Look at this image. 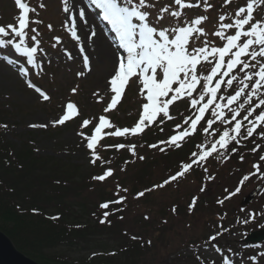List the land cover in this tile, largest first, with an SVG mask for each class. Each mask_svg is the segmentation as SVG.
I'll list each match as a JSON object with an SVG mask.
<instances>
[{
    "label": "snow or ice",
    "instance_id": "1",
    "mask_svg": "<svg viewBox=\"0 0 264 264\" xmlns=\"http://www.w3.org/2000/svg\"><path fill=\"white\" fill-rule=\"evenodd\" d=\"M61 2L63 12L67 14L63 27L70 34L71 39L77 42L79 51L83 55L84 68L91 71L89 56L85 54L84 43L78 31L81 25L88 26L90 34L87 39L91 40L97 35L95 25H89L84 6L76 8L69 0H61ZM231 2L232 0H224V3L228 5ZM173 3L176 6L174 10H170V6H164L153 18L151 10L155 5L151 0H88V5L99 9L102 19L111 26V30L118 38L119 48L123 49L124 53L117 57L116 68L108 81L113 95L107 107L104 108V113L115 109L126 86L133 78L137 80L140 95L146 101L142 104L138 121L130 128L117 127L106 115H100L90 134L83 130L78 133L86 141V147L91 153L90 162L92 164H96L97 161L110 163V161H104L97 152L98 146H103L100 142L105 136L127 137L143 134L146 128L158 120L163 123L164 119H173L170 115V106L184 98H188L190 107L194 110L192 115L184 120V125L187 127L176 125L174 130L176 134L167 140L149 145L150 148H157L161 144L180 148L186 138L197 132L198 125L205 120L206 113L209 111L212 118L206 120V126L203 128L206 136H216L213 125L217 122L226 126L231 125V127H225L218 138L197 144L199 151L191 153L190 162H181L175 174L151 189L138 192L137 198L145 196L146 192L163 188L185 177L194 165L203 167L210 157L217 160L229 159V153L238 151L237 147L230 149L231 144L235 143L239 146L242 141L252 138L258 129L264 128V18L256 19L254 16L256 7L264 5V0H246V5L238 7L232 16L222 14L218 17V27L211 35L219 38L223 42L222 46H217L207 39L209 33L202 26L209 19L207 15H199L190 21H185L182 25L177 23L175 26L168 27L163 23L165 13L179 20L184 15L183 10L200 7L201 3L207 11L212 8L209 0H196L195 3L191 0H173ZM15 4L19 9V14L15 17L16 23L0 26V49L9 47L14 49V54L24 58L28 66L42 71V63L37 60L38 52L44 53V49L40 47V32L30 27L31 24H39L42 21L30 19V13H35L36 9L30 7L28 3L15 0ZM40 7L43 8L45 5L40 4ZM47 27L52 30L51 24ZM30 32L31 35H29ZM202 37L204 38L202 46H195L194 39L200 40ZM53 39L55 40L53 48L61 44V37L56 36ZM66 55L68 59L73 58L67 51ZM4 59L9 64L17 62L7 55ZM205 63L211 66L206 74L200 70ZM20 72L24 77H28L29 68L21 66ZM77 75L83 76L84 72H79ZM26 82L28 87L34 88L43 100L50 99V96L30 79ZM234 84L235 88H233ZM222 87L225 92L228 89H233V91L230 94L221 95ZM198 89V94L194 95ZM72 92L75 93L76 88H73ZM94 95L102 99L98 92ZM234 104L236 107H232ZM242 110L246 114L242 115ZM257 110H259L258 114H256ZM78 116L80 112L77 105L68 102L64 114L52 123L53 126L63 125ZM92 124L91 119H83L81 129L88 128ZM46 126L30 125V127ZM0 127H7V125H0ZM106 129L109 131H105ZM258 134L264 138V130L259 131ZM103 147L117 150L127 149L132 155H136L135 144L119 143ZM259 148L260 145L257 144L251 151L255 153ZM159 150L163 152L165 148ZM139 159L143 160L144 157L140 156ZM240 159L245 158L241 155ZM259 160L264 161V155H260ZM253 168L255 171L243 176L241 184L257 173L264 177L259 163L253 164ZM203 170L205 173L208 172L207 167H203ZM113 171L112 168H107L93 179L103 182L113 175ZM207 179L211 180L214 177L209 175ZM120 190V186L117 185L119 198L104 202L100 207L109 209L110 204H122L126 197L119 195ZM204 190L203 187L200 189L201 192ZM123 191L127 192V189ZM239 191L240 187H237L235 192ZM197 199V197L192 198L189 204L190 211L195 207ZM223 202V200L218 201L220 204ZM119 210L116 209V211ZM172 211H176L175 206ZM109 215L110 212L105 211V219H101L100 222L105 223ZM51 219L57 220L59 217L53 216ZM145 219L149 217L146 216ZM219 235L221 233L218 232L210 236L208 242L215 241ZM215 251L221 252L222 250L217 247ZM251 259L255 260V257ZM212 264L215 262L213 261ZM222 264H233V261L229 256L222 254Z\"/></svg>",
    "mask_w": 264,
    "mask_h": 264
},
{
    "label": "rangeland",
    "instance_id": "2",
    "mask_svg": "<svg viewBox=\"0 0 264 264\" xmlns=\"http://www.w3.org/2000/svg\"><path fill=\"white\" fill-rule=\"evenodd\" d=\"M26 1L32 8L36 9L35 13H31V20L42 21V23L39 24L33 23L30 27H34L40 32V47L44 49L46 55L39 52L37 54V60L42 63L43 68V70L40 71L38 69H32L31 66L26 64L24 58L16 56L14 54V49L9 47L0 50L3 59L4 56L7 55L12 60L17 61L12 63L14 65L12 67L5 63V59L3 61L0 60V113L2 114V118H4L2 122L7 125L4 131L1 130L0 133L4 135L6 141L15 146H20L25 141H28V143L31 141V146L33 147L30 148H33L40 157L54 158L59 161L57 163L59 166L68 165L73 169L77 167L79 173L76 175L77 178L75 182L78 183L81 180V176L83 178L87 177L86 175L89 174V167L93 166L90 162L91 153L86 147V141L83 140L78 133L83 130L90 134L93 125L98 122L100 115H106L113 124L120 128H130L134 126L142 111L144 98L140 95L137 80L133 78L115 109L108 113H104L103 110L107 107L113 95L106 89V84L110 79L108 77L109 72L102 76L101 84H99L96 82V72L100 68L92 70L91 66V71L84 72L80 65L79 55H76V60L68 59L66 51L72 53V47L70 48L67 44L69 40L68 32H66L63 27L65 15L61 10V0ZM151 2L155 5L151 10L153 18L159 14V9L164 6H170V10L176 8L173 0H151ZM10 3V0H0V26L16 23L15 17L17 16V11ZM209 3L212 5V8L207 11H205L203 3H201L197 11H184V15H182L179 20L165 13V20L163 23L168 27L175 26L177 23L182 25L185 21H190L199 15H207L209 19L202 25L209 33L207 39L213 41L217 46H222L223 42L211 34L218 27V17L222 14L232 16L239 5V0H232L230 5L225 4L224 0H209ZM40 4H44L45 7L41 8ZM257 11L261 13V16L257 17L256 14V19L264 18V10L257 8ZM49 24L52 25V30L48 29L47 26ZM31 34L30 32L29 35ZM56 36L61 37V44L53 48L52 45L55 43L53 38ZM203 39V37L200 40L194 39L193 44L195 46H202ZM21 66L29 68L28 77H24L21 74ZM207 66L208 64H204L203 67L200 68L205 74L210 71V67ZM112 68L113 67H110L111 70H113ZM37 72H39L38 75ZM79 72H84V75L78 76L77 73ZM28 79L45 91L50 96V99L47 101L43 100L34 88L28 87L26 82ZM73 88H76L75 93L72 92ZM97 92L102 99L94 95V93ZM198 92L199 89L194 95H197ZM221 95L223 94L221 93ZM68 102L77 105L80 116L74 117L63 125L57 124L53 126L52 122L58 120L64 114L65 106ZM170 111V115L175 116L177 120L183 122L184 127H187V125H184V120L186 117L192 115L194 110L190 107L188 98H184L170 106ZM206 117L207 119L212 118L210 111L206 113ZM83 119H91L93 124L89 125L88 128L81 129ZM161 119L163 118L161 117ZM164 122L159 125L158 120V122L146 128L143 134L153 129L150 131L152 132L151 138H156V140L159 138L160 141L167 140L170 136L176 134L174 131L176 126ZM155 124L164 128V130L155 131V127L158 129V126ZM201 124L203 128L206 126L205 121H202L200 125ZM30 125L47 126L30 127ZM225 127H231V125H222L220 122L214 124L213 129L216 130L215 137L206 136L202 128L201 135L205 138L202 143L206 140L218 138ZM111 130L114 131V129ZM262 130H264V128L258 129L257 134L254 133V135H256L253 137L252 141L247 142L244 150L241 147V150H238L233 156H231L232 153H230L229 159H216L207 165L208 172L206 176L208 177L210 175L214 177V179L203 180L204 183L201 187L199 184L193 185L194 187L192 189H194V191L187 195V198L193 193L196 194V192L203 195L200 196L192 218L188 216L185 217V215L181 214V217L175 220L171 219L166 223L168 228L173 227V230L178 231V233H183L185 235L184 232H186L190 236L193 235L194 238H196V242L203 240V243L200 244L199 247H194L186 252L185 254H187V256L200 257L206 260L207 264L213 261L215 264H222V254L229 256L233 264H253L254 262H257V264H264V255H262L264 254V244L248 250L244 249L240 241L250 231L264 228V177H262L260 173H257L256 175L250 176L249 180L245 181L243 184L240 183L243 176L255 171L253 164L259 163L261 172H264V161L259 160V156L264 155V138L258 134L259 131ZM105 131L109 130L106 129ZM121 138L122 137L105 136L100 142V145L107 146L119 143L130 145L131 143L134 144L137 142L138 147V144L141 143V141L132 142V139L129 137H123V140H120ZM104 140L105 144H103ZM128 142L131 143L129 144ZM257 144L260 145V148L254 153L251 149ZM103 146H98L97 148V151L100 148L102 154L106 151H117L115 148ZM208 146L210 147V144ZM160 147L167 150L172 148L162 144ZM115 155L112 154V156ZM241 155L244 156V160L240 159ZM171 160H173V158L166 162H164V160L160 161L159 159L158 162L168 164ZM181 160H183L182 157ZM48 167L49 166L46 168ZM151 168V166L143 168V174H149L150 178L157 177V171ZM51 176H53V179H63V177H58L55 174ZM187 182L188 180L183 184H187ZM189 184H191V182ZM258 186H260L261 190L257 198H255V201L243 207L241 205L242 199L249 194L252 189L254 190ZM202 187L205 189L203 192L199 191ZM237 187H240L239 192H235ZM109 188L111 187L106 186L104 189L107 190ZM182 191V188L181 191L176 190L177 193L181 192L183 194ZM90 193L91 192L87 195L89 200L90 195L93 197L92 202L100 200L99 197H96L98 191L95 192L94 190L93 194ZM230 193L235 194L230 196ZM170 194L171 190L164 192V194L160 193L152 198L161 197V199H163L164 196L166 199ZM223 196H225V199H222ZM219 199L224 201L223 204L218 203ZM227 200L229 202H227ZM148 209L152 210L151 208ZM148 209L146 210L149 211ZM230 210H233V216H229L228 211ZM245 221H247V223H245ZM187 224H189V228H187ZM222 230L228 233L227 237L222 238L220 241L215 240L213 243L208 242L210 236L218 232L220 233ZM179 242H181L180 239ZM106 243L107 242H103L104 246L107 245ZM97 245L100 244L93 242V244L81 245L73 250L63 249L61 252L72 261H80L84 259L87 260L90 255L107 256V254L109 255L112 251L116 250V245L112 243L108 244L109 247L107 249L96 247ZM217 247L222 251L216 252L215 248ZM162 256L167 258H165L161 264H173L178 254L163 253ZM252 257H255V260L251 259Z\"/></svg>",
    "mask_w": 264,
    "mask_h": 264
},
{
    "label": "trees",
    "instance_id": "3",
    "mask_svg": "<svg viewBox=\"0 0 264 264\" xmlns=\"http://www.w3.org/2000/svg\"><path fill=\"white\" fill-rule=\"evenodd\" d=\"M2 119L0 113V125H4ZM24 143L12 145L0 133V232L26 257L38 264H160L167 258L162 256L163 253L174 255L196 245L193 235L178 233L166 225V218L174 215L193 217L195 210L191 212L188 208L193 197L187 198L182 182H171L137 198L138 192L151 189L167 179L172 166L175 169L172 160L168 164L158 162V156H155L157 152L146 145L150 143L148 139L144 138L138 144L136 155L127 149L102 154L99 148L98 154L110 163L97 161L89 167L87 177L81 176L78 183L75 182L79 173L77 167L59 166V161L54 158L40 157L30 148L33 147L31 141ZM195 143L192 141L187 145L193 146ZM140 156L144 159H139ZM149 166L157 171V177L150 178L149 174H143V168ZM107 168L114 170L111 177L103 182L93 179ZM52 174L63 179H53ZM117 185L121 189L119 195L125 196V201L110 204L109 209L101 208L104 202L119 198ZM106 186L111 188L105 190ZM178 187L182 188L183 194L176 192L181 191ZM125 188L127 192L123 191ZM169 188L171 194L168 198H152L170 191ZM94 190L98 191L96 197L100 200L92 202V195L91 201L87 195L89 192L93 194ZM174 206L175 212L172 211ZM187 208L188 215L184 212ZM105 211L110 215L105 223H101V219H105ZM53 216L59 219H51ZM146 216L149 219H145ZM93 242L99 243L96 247L103 249L112 243L116 245V250L107 256L90 255L87 260L80 261H72L61 252ZM103 242H107V245L104 246ZM179 263L189 264L184 256H178L173 261V264ZM190 264L201 262L192 261Z\"/></svg>",
    "mask_w": 264,
    "mask_h": 264
},
{
    "label": "bare ground",
    "instance_id": "4",
    "mask_svg": "<svg viewBox=\"0 0 264 264\" xmlns=\"http://www.w3.org/2000/svg\"><path fill=\"white\" fill-rule=\"evenodd\" d=\"M69 2L76 8L83 6L81 0H69ZM63 6H61L62 9ZM91 13H87V18L89 21V25H95V30L97 35L93 37L91 40H88L87 37L90 34V29L88 26H80V30L78 31V35L81 36V40L84 43L85 47V54L89 56L90 60V66H92V70L96 68H100L97 72V81L99 84H101L102 76L106 75L109 72L108 77L110 78L113 73L114 69L117 65V56L116 53H121L119 49L113 44L108 42V40L104 37V35L107 38H110V35L102 34L100 28L98 27L96 21H95V13L91 9ZM65 18L67 17V14H65ZM70 35V34H69ZM68 46L72 47V53L73 60H76V55L78 56L80 54L79 47L76 41L74 40H68L67 41ZM76 51V52H75ZM110 67H113L111 70ZM107 77V78H108ZM108 85L106 84V89L108 90ZM104 88V85H103Z\"/></svg>",
    "mask_w": 264,
    "mask_h": 264
},
{
    "label": "water",
    "instance_id": "5",
    "mask_svg": "<svg viewBox=\"0 0 264 264\" xmlns=\"http://www.w3.org/2000/svg\"><path fill=\"white\" fill-rule=\"evenodd\" d=\"M259 188L256 189L247 198H244L243 204L250 203L257 195ZM264 241V231L251 233L244 240L245 243H260ZM0 264H37L18 252L3 233L0 232Z\"/></svg>",
    "mask_w": 264,
    "mask_h": 264
}]
</instances>
